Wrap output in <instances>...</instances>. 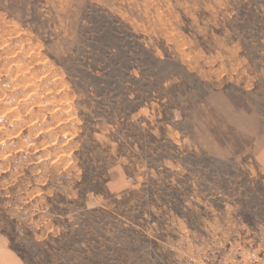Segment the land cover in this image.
Listing matches in <instances>:
<instances>
[{"label": "rangeland", "instance_id": "1", "mask_svg": "<svg viewBox=\"0 0 264 264\" xmlns=\"http://www.w3.org/2000/svg\"><path fill=\"white\" fill-rule=\"evenodd\" d=\"M0 237L264 264V0H0Z\"/></svg>", "mask_w": 264, "mask_h": 264}, {"label": "crops", "instance_id": "2", "mask_svg": "<svg viewBox=\"0 0 264 264\" xmlns=\"http://www.w3.org/2000/svg\"><path fill=\"white\" fill-rule=\"evenodd\" d=\"M0 264H27L11 243L3 237H0Z\"/></svg>", "mask_w": 264, "mask_h": 264}, {"label": "bare ground", "instance_id": "3", "mask_svg": "<svg viewBox=\"0 0 264 264\" xmlns=\"http://www.w3.org/2000/svg\"><path fill=\"white\" fill-rule=\"evenodd\" d=\"M36 70H37V69H36ZM30 75H31V74H30ZM38 76H39V75H38ZM39 77H40V76H39ZM34 78H35V77H34ZM20 79H21V78H20ZM14 82H15V81H14ZM33 82H34V81H33ZM18 85H19V84H18ZM26 86H27V85H26ZM27 95H28V94H27ZM17 100H18V99H17ZM35 101H36V100H35ZM13 106H14V105H13ZM13 106H12V107H13ZM8 108H9V107H8ZM5 113H6V112H5ZM7 115H8V114H7ZM15 115H16V114H15ZM16 116H17V115H16ZM11 117H12V116H11ZM11 117H10V118H11ZM8 118H9V117H8ZM12 135H13V134H12ZM26 142H27V141H26ZM45 142H46V141H45ZM28 143H29V142H28ZM28 143H27V144H28ZM18 147H19V146H18ZM24 148H25V147H24ZM17 149H18V148H17Z\"/></svg>", "mask_w": 264, "mask_h": 264}]
</instances>
